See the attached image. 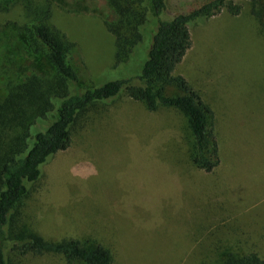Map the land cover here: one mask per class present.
Returning a JSON list of instances; mask_svg holds the SVG:
<instances>
[{"label": "trees", "instance_id": "trees-1", "mask_svg": "<svg viewBox=\"0 0 264 264\" xmlns=\"http://www.w3.org/2000/svg\"><path fill=\"white\" fill-rule=\"evenodd\" d=\"M186 1L184 9L164 17V0H106L115 14L105 22L115 38V67L126 64L146 43L147 55L135 76L82 88L70 62L74 43L51 22L54 0H0V14L20 8L23 20L12 24L48 64L45 71L8 80L0 97V264L48 255L63 264H182L192 245L232 213L252 205L249 226L264 222V194L256 190L248 197L237 195L232 186L227 192L222 184L229 179L216 177L201 184L197 195L185 184L191 167L208 173L226 167L224 120L246 129L243 145L264 154V114L252 107L254 103L241 97L205 98L175 73L192 46V27L205 25L223 8L236 15L239 6L234 0ZM250 1L264 31V0ZM123 92L149 113L182 111L192 135L189 148L180 152L175 137L170 146L179 153L165 159L149 155L134 142L115 144L120 133L105 134L104 129L117 127L109 105ZM79 137L83 145L76 151L98 162L70 190L68 207L54 210L45 202L52 184L47 188V181L42 182L44 167ZM109 147V152L102 150ZM238 148L241 155L244 148ZM124 156L128 167L114 168ZM99 162L113 166L107 174L113 178L97 180ZM254 174L253 184L264 183V161ZM92 180L102 187L100 183L89 188ZM181 186L182 192H177ZM35 193L44 203L40 213L29 212L26 204L32 194L33 200L39 199ZM197 200L202 207L194 205ZM49 223L55 225L54 238L39 229ZM218 264H264V257L227 250Z\"/></svg>", "mask_w": 264, "mask_h": 264}, {"label": "rangeland", "instance_id": "rangeland-1", "mask_svg": "<svg viewBox=\"0 0 264 264\" xmlns=\"http://www.w3.org/2000/svg\"><path fill=\"white\" fill-rule=\"evenodd\" d=\"M164 1V17H169L180 8L184 9L183 4L187 2ZM234 4L240 8L238 14L233 15L223 8L205 25L192 27V46L175 73L184 76L205 98L241 97L245 102L254 103L252 107L255 105L254 108L264 114V31L252 14L253 5L250 0H234ZM183 9L182 11H185L187 8ZM114 17L115 14L106 0H54L51 22L74 43L70 62L82 88L99 86L113 79L129 78L141 71L148 43L138 49L126 64L115 67V38L105 25L106 20H112ZM22 20L19 7L0 14V97L4 94L8 80H18L48 69L43 55L33 53L24 35L18 33L16 26L12 24L21 23ZM109 113L112 114L117 127L105 128L104 133H120L115 144L128 145L134 142L149 155L157 153L165 159L171 153L178 155L179 151L184 152L185 148L192 144L188 118L180 110L162 109L157 113H149L123 92L109 105ZM223 123L225 140L222 142L226 167L209 173L191 167L185 177V184L191 185V193L198 195L201 184H206L216 177L224 180L228 178L229 182L222 184L227 192L232 186L237 195L248 197L252 190H256L258 195H263L264 183L256 185V182H252L257 179L254 170L260 161H264V154L259 153L258 147L252 150V146L247 143L246 146L243 145L242 137L246 129L232 127L229 120H224ZM175 137H178L179 151L170 146ZM82 141L79 137L44 167L45 177L42 182L47 181V188L52 184L50 199L45 202L54 210L68 207L70 190L77 188L82 179L93 172V163L98 162L95 156L87 155L88 158L84 159V153L82 156L76 151V148L82 147ZM238 147L246 151L243 149L239 155ZM102 150L109 152L111 149L109 147ZM118 159V162H114V168L125 170L128 167L126 156ZM102 162H99L101 167L97 170V180L113 178L112 175H107L114 170L113 166L102 165ZM186 165L184 166L190 167ZM100 183L101 188L102 182L92 180L88 187ZM182 187H179V191L176 189L177 192H182ZM35 196L39 197L38 193H35ZM32 198L33 194L26 202L28 211L40 213L42 198L39 197L37 201ZM194 205L202 207L203 202L197 200ZM250 207L252 205L216 223L201 240L192 245L191 255L188 254L182 264H218L227 250L257 252L264 257V222L258 227L249 226L253 222V217L247 216ZM54 226L49 223L39 229H42V233L48 238H54L56 234L51 232ZM143 258L146 260L147 257ZM18 262L17 264H63L62 260L51 255L27 256L18 259Z\"/></svg>", "mask_w": 264, "mask_h": 264}]
</instances>
